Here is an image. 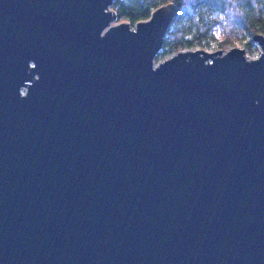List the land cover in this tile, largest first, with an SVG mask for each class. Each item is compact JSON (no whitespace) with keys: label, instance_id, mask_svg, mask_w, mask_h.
Here are the masks:
<instances>
[{"label":"water","instance_id":"1","mask_svg":"<svg viewBox=\"0 0 264 264\" xmlns=\"http://www.w3.org/2000/svg\"><path fill=\"white\" fill-rule=\"evenodd\" d=\"M112 2L0 0V264H264V32L154 64Z\"/></svg>","mask_w":264,"mask_h":264},{"label":"trees","instance_id":"2","mask_svg":"<svg viewBox=\"0 0 264 264\" xmlns=\"http://www.w3.org/2000/svg\"><path fill=\"white\" fill-rule=\"evenodd\" d=\"M166 1H173L177 5L176 15L162 44L170 50L177 51L185 45L206 39L214 23L210 17L213 12L224 15L229 31L237 22L251 35L264 32V0H113L111 6L118 19L135 22L146 18L151 9Z\"/></svg>","mask_w":264,"mask_h":264},{"label":"rangeland","instance_id":"3","mask_svg":"<svg viewBox=\"0 0 264 264\" xmlns=\"http://www.w3.org/2000/svg\"><path fill=\"white\" fill-rule=\"evenodd\" d=\"M210 17L214 20V23L211 25L208 37L206 39H202L200 43L185 45L180 49H194L199 47L206 50L221 49L224 51L232 46H238L244 48L245 54L248 57H256L259 54L260 47L257 43L251 40V34L246 31V28L242 24L237 22L233 23L231 31H229L225 23L224 15L221 12H213ZM129 24L133 26L134 22H129ZM187 40H192V38H187ZM250 41L251 43H249ZM175 51L176 50H170L167 47L161 46L153 58L154 64L166 57H169Z\"/></svg>","mask_w":264,"mask_h":264}]
</instances>
